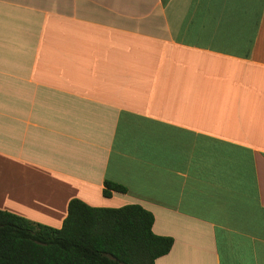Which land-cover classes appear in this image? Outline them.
<instances>
[{
  "label": "crops",
  "instance_id": "0c3cea01",
  "mask_svg": "<svg viewBox=\"0 0 264 264\" xmlns=\"http://www.w3.org/2000/svg\"><path fill=\"white\" fill-rule=\"evenodd\" d=\"M72 199L149 211L154 264H264V0H0V210Z\"/></svg>",
  "mask_w": 264,
  "mask_h": 264
},
{
  "label": "trees",
  "instance_id": "16d2710c",
  "mask_svg": "<svg viewBox=\"0 0 264 264\" xmlns=\"http://www.w3.org/2000/svg\"><path fill=\"white\" fill-rule=\"evenodd\" d=\"M112 193L126 188L105 181L103 197ZM152 224L136 204L92 208L72 199L58 229L0 210V264H154L173 240L153 234Z\"/></svg>",
  "mask_w": 264,
  "mask_h": 264
}]
</instances>
